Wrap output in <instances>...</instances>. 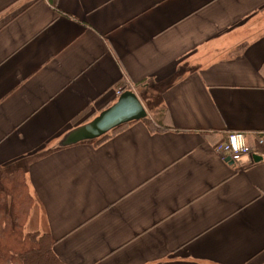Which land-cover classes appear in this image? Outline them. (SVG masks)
<instances>
[{"label":"crops","instance_id":"obj_1","mask_svg":"<svg viewBox=\"0 0 264 264\" xmlns=\"http://www.w3.org/2000/svg\"><path fill=\"white\" fill-rule=\"evenodd\" d=\"M127 91L147 123L60 145ZM16 170L64 264H264V0H0Z\"/></svg>","mask_w":264,"mask_h":264},{"label":"trees","instance_id":"obj_2","mask_svg":"<svg viewBox=\"0 0 264 264\" xmlns=\"http://www.w3.org/2000/svg\"><path fill=\"white\" fill-rule=\"evenodd\" d=\"M142 121L147 123V118ZM33 206L21 170L0 176V264H64L54 253L49 233L25 231Z\"/></svg>","mask_w":264,"mask_h":264},{"label":"water","instance_id":"obj_3","mask_svg":"<svg viewBox=\"0 0 264 264\" xmlns=\"http://www.w3.org/2000/svg\"><path fill=\"white\" fill-rule=\"evenodd\" d=\"M146 117L147 113L137 96L133 92L127 91L91 122L76 127L67 133L60 145L68 147L81 142L96 140L122 125L141 121ZM255 161H258L257 158Z\"/></svg>","mask_w":264,"mask_h":264},{"label":"built area","instance_id":"obj_4","mask_svg":"<svg viewBox=\"0 0 264 264\" xmlns=\"http://www.w3.org/2000/svg\"><path fill=\"white\" fill-rule=\"evenodd\" d=\"M117 94L120 95L121 92ZM262 143L263 140L259 139L258 144L262 145ZM215 151L221 155L223 160L230 159L232 161H238L243 156L251 154L245 135L238 132L226 135L225 140L215 146Z\"/></svg>","mask_w":264,"mask_h":264}]
</instances>
